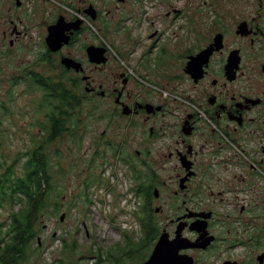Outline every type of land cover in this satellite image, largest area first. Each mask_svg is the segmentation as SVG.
I'll return each mask as SVG.
<instances>
[{
    "label": "flooded vegetation",
    "instance_id": "af4514ba",
    "mask_svg": "<svg viewBox=\"0 0 264 264\" xmlns=\"http://www.w3.org/2000/svg\"><path fill=\"white\" fill-rule=\"evenodd\" d=\"M243 1L213 0L205 29L197 32L193 19L180 20L183 9L171 6L165 17L177 29L172 45V37L142 16L158 8L163 14L161 0H0L2 44L24 55L40 53L47 66L88 77L83 81L90 94L108 101L113 147L120 152L137 142L135 156L121 159L146 169L139 180L154 185L155 201L175 183V202L168 205L176 216L174 237L181 225L183 236L195 241L199 234L190 228L196 222L215 236L206 249L183 250L193 253L195 264L220 239L233 251L245 235L257 234L253 238L264 246V0ZM127 8L142 15H124ZM55 30L67 42L52 51L47 40ZM91 47L105 50V62L90 61ZM67 59L83 71L68 69L62 62ZM110 64L114 71L91 88L87 69L103 72ZM22 66L32 71L37 65ZM131 125L145 130L140 138L117 131ZM166 167L172 171L168 178L160 170ZM155 201L151 206L162 213L167 201ZM230 256L219 264H243ZM257 262L264 264V252Z\"/></svg>",
    "mask_w": 264,
    "mask_h": 264
},
{
    "label": "rangeland",
    "instance_id": "374dc122",
    "mask_svg": "<svg viewBox=\"0 0 264 264\" xmlns=\"http://www.w3.org/2000/svg\"><path fill=\"white\" fill-rule=\"evenodd\" d=\"M161 1L163 14L160 8L157 12L147 9L149 14L146 15L138 10L131 13L127 8L124 15H142L147 17V22L154 20L155 28L163 32L165 37H172V45L177 29L165 17V12L171 6L183 9V18L180 20L193 19L196 32L205 29L202 22L206 16V7L213 0ZM246 2L247 0L243 1ZM119 15L123 14H115ZM160 15L162 19L159 18ZM17 49L4 46L0 37V178L11 165L18 175H22L24 160H19L21 155L32 151L35 145H39L47 137L48 111L40 108L45 98L44 92L35 85H29L28 74L39 73L54 84H67V78L61 76L60 70L44 64V57L40 53L24 55ZM27 62H33L37 66L32 71L26 70L22 64ZM114 69L113 64L103 72H92L89 67L86 75L92 76L91 88L105 82V75L110 74L108 70ZM67 76L79 78L77 94L82 104L77 109L76 127V115L72 113L70 132L45 148L44 154L53 165L54 187L47 199V209L40 219L39 237L26 250L23 264H141L149 259L162 233L168 232L171 239L175 235L171 221L176 216L168 205L175 202L173 190L176 185L168 183L161 201H155L157 206L167 202L162 206L163 212L155 217L159 229L157 239L151 245L144 246L147 231L141 222L144 218L140 213L142 195L140 197L137 193L142 180L136 176L146 169L141 171L121 159L124 154L135 156L134 150L139 146L137 142L131 141L126 150L118 152L112 145L115 142L109 136L113 126L107 115L108 101L98 100L95 95L87 93V84L82 80V75L70 72ZM127 121L129 122L128 119ZM117 131H132V135L140 138V133L145 130L131 125L130 128L123 126ZM160 170L165 178L172 175L168 167ZM21 208L16 202L9 201L4 202L0 208V239H4L6 245L12 239V234H8L12 219ZM257 232L255 229L254 233ZM184 235L189 237V234ZM256 235H245L243 244L233 251L220 239V244L214 250L197 256L198 264H219L228 255L244 261L243 264H260L257 256L264 252V246L261 240L253 238ZM73 244H76L75 250ZM38 245H41L40 251L37 250ZM99 252L105 257L102 258V263L98 261ZM181 254L193 257L190 251H182Z\"/></svg>",
    "mask_w": 264,
    "mask_h": 264
},
{
    "label": "trees",
    "instance_id": "16d2710c",
    "mask_svg": "<svg viewBox=\"0 0 264 264\" xmlns=\"http://www.w3.org/2000/svg\"><path fill=\"white\" fill-rule=\"evenodd\" d=\"M51 64H55L53 60ZM60 73H62L61 76L67 78L65 79L67 84L63 82L54 84L39 73L32 74L30 72L28 74L29 85H35L44 92L45 98L40 108H46L48 111L46 116L49 127L45 140L39 145H35L32 151L21 155L19 160H24L22 175H18L17 170L11 165L5 169V173L0 178V208L6 201L16 202L22 206L13 217L12 225L8 231V234H12L11 243L6 245L4 239H0V264H23L26 260V250L39 237L40 219L42 213L47 209V199L54 187L53 165L44 154L45 148L62 135L70 132L72 113L76 115L74 125L76 127L77 109L82 104L77 94L79 78H68L69 71H60ZM136 177L138 179L140 175ZM153 186L148 181L142 182L141 190H138L145 205L144 209L140 211L144 215L141 222L147 231L144 246L151 245V242L157 239L159 232L155 218L157 213L151 206L155 201ZM73 246V250H75L76 244ZM37 250H41V245H38ZM98 257L99 263H102L104 261L102 252H99Z\"/></svg>",
    "mask_w": 264,
    "mask_h": 264
},
{
    "label": "water",
    "instance_id": "95a60500",
    "mask_svg": "<svg viewBox=\"0 0 264 264\" xmlns=\"http://www.w3.org/2000/svg\"><path fill=\"white\" fill-rule=\"evenodd\" d=\"M64 40L67 42V39H64L62 31L55 30L49 36L47 42L52 51H57L63 45ZM103 49L98 53V51L91 47L88 51L89 59L92 63L101 64L105 62L103 59ZM68 69H74L76 72L83 71V68L80 63L75 62L72 59H67L62 61ZM83 80L88 81V77H83ZM87 93L92 92L89 88V85L85 87ZM65 218V213L62 215L61 220ZM204 220V218H201ZM196 222V225L191 226V230L199 234V237L192 241L191 239L184 237L183 238V228L179 226L176 236L171 239L168 232L161 234L159 240L153 249L149 259L141 264H195L194 258L186 254H181V251L188 249H206L208 248L215 237L209 234L207 226L204 222ZM203 223V224H202ZM205 226V227H204ZM224 264H236L235 262H226Z\"/></svg>",
    "mask_w": 264,
    "mask_h": 264
}]
</instances>
